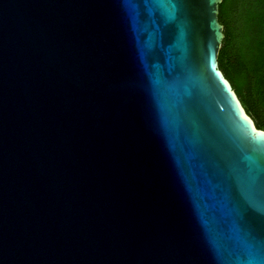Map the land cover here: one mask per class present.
I'll list each match as a JSON object with an SVG mask.
<instances>
[{
    "label": "water",
    "instance_id": "water-1",
    "mask_svg": "<svg viewBox=\"0 0 264 264\" xmlns=\"http://www.w3.org/2000/svg\"><path fill=\"white\" fill-rule=\"evenodd\" d=\"M221 3L0 0V264H264Z\"/></svg>",
    "mask_w": 264,
    "mask_h": 264
},
{
    "label": "trees",
    "instance_id": "trees-1",
    "mask_svg": "<svg viewBox=\"0 0 264 264\" xmlns=\"http://www.w3.org/2000/svg\"><path fill=\"white\" fill-rule=\"evenodd\" d=\"M218 66L246 113L264 131V0H222Z\"/></svg>",
    "mask_w": 264,
    "mask_h": 264
}]
</instances>
